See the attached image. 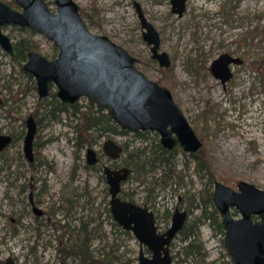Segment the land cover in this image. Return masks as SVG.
I'll list each match as a JSON object with an SVG mask.
<instances>
[{
  "label": "rangeland",
  "instance_id": "obj_1",
  "mask_svg": "<svg viewBox=\"0 0 264 264\" xmlns=\"http://www.w3.org/2000/svg\"><path fill=\"white\" fill-rule=\"evenodd\" d=\"M74 1L92 32L125 48L138 69L171 91L203 143L204 161L195 165L182 151L174 153L169 165L156 160V133L106 132L107 110H89L84 98L79 110L60 111L53 90L40 99L34 79L21 69L23 61L12 60L0 47V134L13 137L0 150V264L8 256L17 264H136L138 240L114 221L102 179L103 163L119 167L124 162L137 170L128 176L122 194L135 192L140 202L151 190L150 204L161 218L176 205L190 210L170 243L175 264H235L223 244V228L212 223L220 216L211 192L215 180L231 188L243 180L264 189V0H187L181 16L171 11V0ZM46 2L54 11L53 0ZM134 2L158 32L159 51L167 53L169 67L151 57ZM3 32L19 48L28 46L48 58L57 54L39 32L19 26H5ZM222 53L243 61L230 66L233 76L225 86L209 69ZM31 113L38 120L35 167L22 151L25 119ZM90 118L99 121L84 142L76 127L84 131ZM108 138L125 149L116 161L102 154ZM87 148L100 153L95 167L86 163ZM142 167L147 174L139 178ZM30 191L45 214L37 215L28 205Z\"/></svg>",
  "mask_w": 264,
  "mask_h": 264
},
{
  "label": "water",
  "instance_id": "obj_2",
  "mask_svg": "<svg viewBox=\"0 0 264 264\" xmlns=\"http://www.w3.org/2000/svg\"><path fill=\"white\" fill-rule=\"evenodd\" d=\"M187 0H171V11L181 16ZM9 4L0 0V46L13 53L10 38L3 32L5 26L26 27L38 31L53 40L59 47L57 58L49 60L43 55L28 51L22 68L35 77L40 98L48 94L50 84L56 87L55 95L64 104L86 98L97 107L106 109L111 119L126 131H155L160 144L173 149L177 144L188 153H195L202 142L189 124L171 91L147 77L135 65L136 58L106 35L91 32L73 0H53L56 11L50 10L46 0H13ZM136 10L142 28V36L150 46L151 57L160 66L169 67L166 52L159 51V34L146 19L141 7ZM242 60L222 53L210 64L212 75L223 85L231 78L232 64ZM1 102V99H0ZM35 133L32 117L27 122L24 140L26 155L31 154ZM8 140L0 136V148ZM104 153L118 158L122 147L112 139L103 143ZM88 162H95V152L87 149ZM127 168L112 170L105 166L109 185L110 210L116 221L136 235L140 249L138 264H173L167 244L181 227L185 211L176 210L170 227L157 232L152 212L117 193L120 181L126 179ZM213 201L222 214L224 242L235 264H264V189L239 181L237 190L215 180ZM234 206L240 215L234 217L229 209ZM258 219L253 220L252 215ZM151 249V255L143 252V246ZM5 264H16L7 257Z\"/></svg>",
  "mask_w": 264,
  "mask_h": 264
},
{
  "label": "flooded vegetation",
  "instance_id": "obj_3",
  "mask_svg": "<svg viewBox=\"0 0 264 264\" xmlns=\"http://www.w3.org/2000/svg\"><path fill=\"white\" fill-rule=\"evenodd\" d=\"M74 1V0H73ZM75 2V1H74ZM76 3V2H75ZM136 3L137 2H134V6H135V10H136ZM55 4V3H54ZM78 5V4H77ZM49 6V5H48ZM79 6V5H78ZM51 10V9H50ZM142 10V9H141ZM51 11H53V10H51ZM56 11V6H55V10L53 11V12H55ZM79 13H80V11H79ZM136 13H137V10H136ZM144 13V12H143ZM80 15H81V13H80ZM137 16H138V13H137ZM82 17V16H81ZM139 18V17H138ZM82 19H83V17H82ZM84 20V19H83ZM84 22L86 23V25H87V22L84 20ZM140 22V21H139ZM140 26H141V24H140ZM87 27H88V25H87ZM29 29V28H28ZM88 29H89V27H88ZM31 30V29H30ZM90 30V29H89ZM32 31H35V30H32ZM91 31V30H90ZM36 32H38V31H36ZM92 32V31H91ZM40 33V32H39ZM94 33V32H93ZM41 34H43V33H41ZM97 34H101V33H97ZM44 35V34H43ZM102 35H105V34H102ZM44 36H46V35H44ZM107 36V35H106ZM9 37V36H8ZM47 37V36H46ZM108 37V36H107ZM143 37V36H142ZM48 38V37H47ZM109 38V37H108ZM51 40V39H50ZM10 41H11V43H12V46H13V53L12 54H10V53H8L7 51H5L1 46V48L3 49V51H5L6 52V54L12 59V60H22L23 62L21 63V69L25 72V73H27V74H29L30 75V77H32L33 79H34V84H35V88H36V90H37V86H36V81H35V77L31 74V73H29V72H27L26 70H24L23 68H22V65L25 63V61H26V59H27V52L28 51H35V52H37V53H39V54H41L40 52H38V51H36V50H33V49H30V48H28V49H25V51H24V53H23V57H20V58H18L19 56H18V53H17V48H18V46L17 45H15L13 42H12V40L10 39ZM52 41V43H53V45H54V47L57 49V54H56V56H54L53 58H48V57H46L45 55H43V54H41V55H43L46 59H49V60H52V59H55V58H57V56H58V53H59V47L57 46V45H55V43L53 42V40H51ZM150 47V46H149ZM243 62V61H242ZM232 65H234V64H232ZM209 69H210V67H209ZM211 72V71H210ZM231 72H232V70H231ZM232 76H233V72H232ZM232 76H231V78H232ZM230 78V79H231ZM229 79V80H230ZM222 84V83H221ZM226 84V83H225ZM225 84H224V86H225ZM223 85V84H222ZM52 90H53V92H52ZM51 92H52V97L54 98H57L56 97V95H55V92H56V87L53 85V84H50V86H49V91H48V94L45 96V97H47V96H49L50 94H51ZM38 93V92H37ZM38 96H39V94H38ZM45 97H43V98H45ZM40 98V97H39ZM43 98H40V99H43ZM83 98V97H82ZM0 99H1V102H0V105L1 104H3V97H2V91L0 90ZM58 99V98H57ZM81 99V98H80ZM79 99V100H80ZM84 99H86V98H84ZM59 100V99H58ZM79 100H77L75 103H71V104H64V103H62L61 102V104L66 108L65 110H67L68 108H72V106H74L76 103H78L79 102ZM87 100V99H86ZM88 101V100H87ZM88 102H90V101H88ZM92 103V102H91ZM93 104V103H92ZM95 107H97L95 104H93ZM98 108H100V107H98ZM104 110H106V109H104ZM109 114V113H108ZM29 117H32V119H33V122L35 123V133H34V136H33V140H32V143H31V154L30 155H26V153H25V150H24V140H25V137H26V132H27V122H28V119H29ZM113 121V120H112ZM37 122H38V120L36 119V116L34 115V114H28V116H27V118L25 119V132H24V135H23V139H22V151H23V154H24V156H25V158L27 159V161H28V164H29V166H32V167H35V164H36V159H37V157H36V153H35V149H34V146H35V143H34V141H35V135H36V132H37ZM114 122V121H113ZM114 124H115V122H114ZM116 126H118L117 124H115ZM118 128L119 129H121V127H119L118 126ZM156 133L155 131H150V130H146V131H137V132H134L135 134H138V135H142V136H144V135H146V134H148V133ZM157 134V133H156ZM158 135V134H157ZM197 135V134H196ZM0 136H7L8 137V140H7V142L4 144V145H2V147L0 148V150L2 151V150H4L11 142H12V139H13V137L10 135V134H5V135H2V134H0ZM159 136V135H158ZM198 136V135H197ZM199 138V137H198ZM108 139H112V140H114L116 143H118L121 147H122V151L120 152V155H119V157L118 158H115V159H112V158H110V157H108L105 153H104V151H103V143H102V154L104 155V156H106L107 157V159L109 160V161H116V160H118L119 158H121V155H122V153H123V151L125 150L124 148H123V145L122 144H120L116 139H114V138H108ZM200 139V138H199ZM105 141V140H104ZM202 142V141H201ZM203 144V143H202ZM158 146H159V148H158ZM154 147H155V154L157 155L156 156V160L158 159L159 161H161L162 163H164V164H170V163H173V161H172V159H173V156H174V153L175 152H177V151H182V152H184V153H187V154H189L191 157H193L194 158V164L195 165H198L200 162H201V160H202V158H201V150H202V147H203V145H202V147H201V149L199 150V151H197V152H195V153H188V152H185L181 147H180V145H176L173 149H167V148H164L161 144H160V142H159V140H158V142H156L155 144H154ZM88 149V148H87ZM87 149H86V163H87V165L88 166H90V167H95L99 162H100V153L99 152H97L96 150H94V152H95V162H92V163H90V162H88V158H87ZM161 150H164V152H165V155H162L161 156ZM155 161V158H152L151 159V163L150 164H153V163H155L154 162ZM125 163V166H119V167H113L112 165H108V164H105V163H103L102 164V173H103V175H102V179H105V181H106V184H107V190H108V192H109V185H108V183H107V180H106V175H105V172H104V169H105V166H108L110 169H112V170H115V169H121V168H127L129 171H128V174H127V177H126V179H124V180H121L120 181V190H119V192L117 193V195L121 198V199H125V200H129V201H132V202H134V203H137L138 205H140V206H145L146 207V209L148 210V211H151L152 212V216H153V219H154V224H155V226H156V231L157 232H164V231H166L169 227H170V225H171V223H172V219H173V214H174V212L176 211V210H178V211H185V216H184V220H183V223H182V225H181V227L180 228H178L177 230H176V232L173 234V236L169 239V242H168V244H167V247H168V252H169V254H170V256H171V261L173 262V264H175V261H173L172 260V255H171V253H170V250H169V247H170V243H171V241H172V239L175 237V234H177L179 231H182L183 230V227L185 226V223H186V220H187V217H188V215L191 213L190 212V210L189 209H187V208H181L179 205H176V206H174L172 209H167L166 210V216H164V215H162V217L164 216L165 218H161V216L160 217H158V215H159V211L158 210H156V209H154V208H152V205L150 204L151 203V201H150V199H151V194H150V192H151V190H148V192H146L145 193V195H143V197L141 198V200H140V202L139 201H136L135 199V197H137L138 196V194H135V196H133L134 195V193L135 192H132L133 194H131L130 195V192L128 193H126V194H124L125 196H128V197H125L123 194H122V192H124V190H123V184L126 182V180L128 179V176L130 175V173H132L133 171H134V169L135 170H137L132 164H129V163H126V162H124ZM142 165H143V163H142ZM142 170H140V171H138L137 172V176L139 177V178H142V177H144L147 173H146V170L142 167L141 168ZM169 172H171V170H169ZM172 173V172H171ZM169 174V173H168ZM219 181V180H218ZM247 182V181H246ZM223 183V182H222ZM223 184H225V183H223ZM238 184V183H237ZM253 184V183H252ZM255 185V184H254ZM230 187V186H229ZM214 188H215V181H214V187H213V189H212V192H211V198H212V201H213V191H214ZM232 189H235V190H237V186H236V188H232ZM262 189V188H261ZM109 195H110V192H109ZM109 200H110V198H109ZM194 202H195V200H193ZM192 200H191V203L193 202ZM27 203H28V205H30L31 206V209L33 210V212L34 213H36L37 215H39V216H41V215H43V214H45V212H44V210L40 207V206H38L37 205V203L35 202V200H34V198H33V193L30 191L29 192V194H28V201H27ZM213 203H214V201H213ZM109 204V210H110V203H108ZM214 205H215V203H214ZM215 208L217 209H214L215 211H218V213H219V216H220V220L218 221V219H216L215 217H213L214 219L212 220V223L213 222H215L216 223V225H218V227H220V229H222L223 228V230H224V232H225V228H224V224H223V221H222V214H221V212L218 210V208L215 206ZM232 209H236V210H238L237 208H235L234 206H231L230 207V209H229V212H230V214L232 215V216H234V217H237V215H234L233 214V212H232ZM110 212H111V210H110ZM111 215H112V213H111ZM203 218H205L206 216H208L206 213H203ZM212 216H213V214H212ZM239 216V215H238ZM112 217H113V215H112ZM252 217V219L253 220H256V219H258V216L257 215H252L251 216ZM202 218V214H200V216L197 218V220H198V224L203 220V219H201ZM113 219H114V217H113ZM114 221H116L115 219H114ZM118 224H120L118 221H116ZM197 224V225H198ZM121 225V224H120ZM122 226V225H121ZM123 227V226H122ZM124 228V227H123ZM129 230H131V229H129ZM132 231V230H131ZM132 233L134 234V232L132 231ZM135 235V234H134ZM135 237H136V235H135ZM136 239H137V237H136ZM138 240V239H137ZM138 243H139V241H138ZM223 244L225 245V242H224V235H223ZM225 247H226V245H225ZM139 249H140V244H139V248H138V252H139ZM226 250L228 251V249H227V247H226ZM143 252H144V254L145 255H147V256H150L151 255V249L150 248H148L146 245H144L143 246ZM228 253H229V251H228ZM229 255L231 256V254L229 253ZM9 257V256H8ZM231 258H232V260H233V262L235 263V261H234V259H233V257L231 256ZM6 259H7V257L4 259V261H3V264H5V261H6ZM136 260H137V263L136 264H138V253H137V256H136ZM15 261V260H14ZM16 262V261H15ZM1 263V262H0ZM16 264H17V262H16ZM60 264H64L63 262H61Z\"/></svg>",
  "mask_w": 264,
  "mask_h": 264
},
{
  "label": "trees",
  "instance_id": "obj_4",
  "mask_svg": "<svg viewBox=\"0 0 264 264\" xmlns=\"http://www.w3.org/2000/svg\"><path fill=\"white\" fill-rule=\"evenodd\" d=\"M25 49H28V46H25L24 48L22 47V48H17V53H18V56L19 57H23V53H24V51H25ZM59 102V101H58ZM90 103V107H89V110H91L92 109V107H94V105L91 103V102H89ZM58 104H60V108H59V110L60 111H62V110H65L66 108L59 102ZM72 107H74L75 108V111L76 110H79V107H78V103H76L74 106H72ZM100 111L101 110H104V109H102V108H98ZM89 113V112H88ZM104 115L103 114H101L100 115V117H103ZM106 116V119H107V121H109V124H110V129L108 130V128L106 129V128H104V131H113V133H119V132H126V130H124V129H119L118 128V126H116L115 124H114V122L112 121V119H111V117H110V115L109 114H107V115H105ZM100 117H98L99 119H100ZM97 118V119H98ZM99 121V120H98ZM98 121L97 120H95V118H90V120H88V122L86 123V124H84V126H85V128H84V131H82L79 127H76V131H77V133H78V138H79V134H80V136H81V138H80V140L81 141H84V142H86L87 140H88V131L93 127V126H96L97 125V123H98ZM158 148H159V146H158ZM162 155H165V152H164V150H161V156ZM201 158H202V160L204 161V157L203 156H201Z\"/></svg>",
  "mask_w": 264,
  "mask_h": 264
},
{
  "label": "bare ground",
  "instance_id": "obj_5",
  "mask_svg": "<svg viewBox=\"0 0 264 264\" xmlns=\"http://www.w3.org/2000/svg\"><path fill=\"white\" fill-rule=\"evenodd\" d=\"M200 3V2H199Z\"/></svg>",
  "mask_w": 264,
  "mask_h": 264
}]
</instances>
